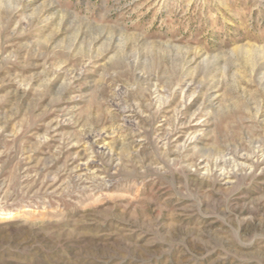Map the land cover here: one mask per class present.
Masks as SVG:
<instances>
[{"label": "rangeland", "instance_id": "obj_1", "mask_svg": "<svg viewBox=\"0 0 264 264\" xmlns=\"http://www.w3.org/2000/svg\"><path fill=\"white\" fill-rule=\"evenodd\" d=\"M0 264H264V0H0Z\"/></svg>", "mask_w": 264, "mask_h": 264}]
</instances>
